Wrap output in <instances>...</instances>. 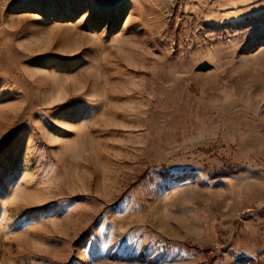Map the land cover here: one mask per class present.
I'll use <instances>...</instances> for the list:
<instances>
[{"label": "rangeland", "instance_id": "rangeland-1", "mask_svg": "<svg viewBox=\"0 0 264 264\" xmlns=\"http://www.w3.org/2000/svg\"><path fill=\"white\" fill-rule=\"evenodd\" d=\"M0 264H264V0H0Z\"/></svg>", "mask_w": 264, "mask_h": 264}, {"label": "trees", "instance_id": "trees-1", "mask_svg": "<svg viewBox=\"0 0 264 264\" xmlns=\"http://www.w3.org/2000/svg\"><path fill=\"white\" fill-rule=\"evenodd\" d=\"M233 173L236 174L237 172H235L234 169L227 168V169H225V170H221L217 175H218V177L226 178V177H228L230 174H233ZM195 249L198 250V251H201L200 248H195Z\"/></svg>", "mask_w": 264, "mask_h": 264}]
</instances>
